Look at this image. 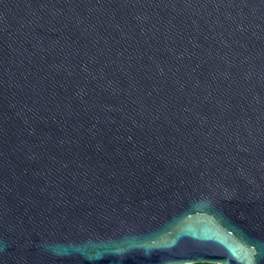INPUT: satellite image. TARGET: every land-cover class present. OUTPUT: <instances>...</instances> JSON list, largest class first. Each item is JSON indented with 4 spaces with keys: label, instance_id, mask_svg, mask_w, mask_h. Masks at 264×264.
<instances>
[{
    "label": "water",
    "instance_id": "water-1",
    "mask_svg": "<svg viewBox=\"0 0 264 264\" xmlns=\"http://www.w3.org/2000/svg\"><path fill=\"white\" fill-rule=\"evenodd\" d=\"M264 264V0H0V264Z\"/></svg>",
    "mask_w": 264,
    "mask_h": 264
},
{
    "label": "trees",
    "instance_id": "trees-1",
    "mask_svg": "<svg viewBox=\"0 0 264 264\" xmlns=\"http://www.w3.org/2000/svg\"><path fill=\"white\" fill-rule=\"evenodd\" d=\"M197 264H211V263H197Z\"/></svg>",
    "mask_w": 264,
    "mask_h": 264
}]
</instances>
